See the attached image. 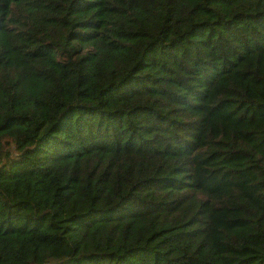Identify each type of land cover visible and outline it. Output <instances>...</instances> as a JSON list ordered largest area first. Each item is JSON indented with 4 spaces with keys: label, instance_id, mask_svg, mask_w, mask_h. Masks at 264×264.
<instances>
[{
    "label": "trees",
    "instance_id": "trees-1",
    "mask_svg": "<svg viewBox=\"0 0 264 264\" xmlns=\"http://www.w3.org/2000/svg\"><path fill=\"white\" fill-rule=\"evenodd\" d=\"M0 264H264V0H0Z\"/></svg>",
    "mask_w": 264,
    "mask_h": 264
}]
</instances>
